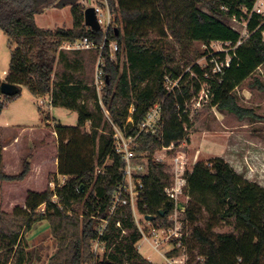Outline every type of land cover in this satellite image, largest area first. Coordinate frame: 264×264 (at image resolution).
Masks as SVG:
<instances>
[{
	"label": "trees",
	"instance_id": "1",
	"mask_svg": "<svg viewBox=\"0 0 264 264\" xmlns=\"http://www.w3.org/2000/svg\"><path fill=\"white\" fill-rule=\"evenodd\" d=\"M255 2L109 0V5L116 10L118 25L109 32V42L118 43L119 49L117 61L110 58L109 42L103 50L104 108L111 114L112 123L129 137L138 134L149 110L162 104L160 131L139 135L133 161L146 168L145 199L139 205V212L155 217L156 226L173 225L169 217L175 205L165 193L171 184L167 165L157 162L153 156L158 150L170 147H173L170 154H177L193 125V100L202 87H208L209 105L219 112L235 115L240 120L255 117L239 104L235 94L264 66V19L253 12ZM67 7L73 20L71 29L45 30L37 26V15L50 8ZM85 8L86 0H0V30L13 46L9 74L4 82L0 81V95L6 102H12L21 96L22 87H27L38 99L49 97L53 108L78 113L77 125L73 127L53 118V132L59 146L57 173L65 180L64 185L60 186L57 176L50 177L49 183H56L55 190L48 187L42 192L29 191L24 206H16L11 213L2 210L0 204V264L28 263L25 236L35 223L43 220L50 224L52 235L58 241V252L49 264H93L92 245L103 220H110L103 236L110 253L98 264H153L137 249L142 234L132 208L119 206L110 216L125 163L114 152L113 129L94 87L72 83L66 78L55 81L60 62L71 67L79 61L68 63L61 50L63 44L85 38L97 46L103 43L102 31L86 27ZM232 20L247 23L250 36L240 46L237 44L241 36L232 28ZM170 39L183 47L193 43L206 47L213 42L230 43L235 50L229 53L208 50L196 57L186 56L183 64L190 71L185 72L181 66L166 67L172 61ZM93 52L97 58L99 51ZM203 57L208 62L205 68L197 63ZM227 57L231 62L224 74L214 73L211 61L221 63ZM168 80L178 82L172 91L168 89ZM3 83L16 86L19 92L5 96L1 91ZM257 85L260 86L258 82ZM91 93L96 100L93 109L85 99ZM5 106V102L0 104V114ZM131 107L134 108L133 124L126 126ZM104 118L106 126H102ZM45 119L49 122V117ZM107 126H111L108 133ZM4 151L0 139V192L3 184L24 183L32 172L31 159H27L20 174H8L4 169ZM187 179L184 217L191 229L183 239L187 264H264V188L242 178L222 158L196 163ZM223 223H232L234 231L216 232ZM173 243L176 245L177 241ZM182 252L183 249H175L167 256L176 257Z\"/></svg>",
	"mask_w": 264,
	"mask_h": 264
},
{
	"label": "rangeland",
	"instance_id": "2",
	"mask_svg": "<svg viewBox=\"0 0 264 264\" xmlns=\"http://www.w3.org/2000/svg\"><path fill=\"white\" fill-rule=\"evenodd\" d=\"M88 0H86L87 3ZM264 1V0H263ZM87 7L89 8L87 3ZM72 15L70 8L55 9L50 8L44 13L36 16V24L41 29L57 28L69 29L72 27ZM245 20H232L231 26L237 31L242 41H246L250 36ZM169 45L172 52V61L166 65L168 68L181 66L185 72L190 71V67H184L186 56L196 57L206 51L213 53L235 50L230 43L213 42L210 46L199 43L183 44L170 39ZM13 46L8 37L0 30V81L4 82L10 70L11 50ZM69 53V56H73ZM230 58V57H229ZM83 67L80 70L82 79L89 86H93L96 53L83 57ZM202 68L207 67L206 57L197 62ZM61 66L58 67V70ZM257 82L260 84L257 85ZM178 82L169 80L167 85L173 89ZM145 86V85H144ZM206 90V88H205ZM207 92L202 94L205 99L202 107L192 116L193 125L187 131V139L179 147L178 152L184 153L188 162L187 170L192 172L196 163L208 161L213 158H222L228 162L234 170L245 180L256 183L264 188V66L260 67L254 76L240 86L235 94L239 99V104L250 110L255 117L245 120L238 119L235 115L221 113L216 108L209 105ZM86 102L90 109L94 108L96 100L94 94L86 96ZM44 101L45 104L41 105ZM6 104L0 114V138L5 146L8 174L18 175L23 169V163L27 159H32V172L24 183L3 184L0 192V204L2 210L11 213L16 206H24L28 192L45 191L50 187V177L57 176L60 181L63 178L58 176V140L54 134L53 118L64 126H76L78 113L64 108H50L48 100L36 99L27 87H22L21 96L12 102H6L0 95V104ZM42 109V110H41ZM45 115L43 114L44 112ZM49 117V122L46 121ZM51 124V125H48ZM106 120L102 126H106ZM111 127V126H110ZM110 127L105 128V132L110 131ZM103 127H101L102 130ZM25 129V130H24ZM89 130V125H87ZM100 130V131H101ZM14 132L19 134L24 140H18L17 151H14ZM16 152V153H15ZM16 154V156H14ZM48 158L45 167H40L41 157ZM156 153L154 156L156 157ZM5 160V159H4ZM5 163V162H4ZM180 202L187 204L188 198L182 196ZM183 218V216H181ZM141 225L150 234L148 221H144L139 216ZM191 231L190 225L187 227ZM234 228L232 223H223L216 229L218 233H230ZM27 243V264H49L50 259L58 252V241L52 235L50 224L46 221L35 223L31 231L26 234ZM140 253L153 264H164L165 260L154 252L145 241L140 242ZM171 246H165L161 253L171 250Z\"/></svg>",
	"mask_w": 264,
	"mask_h": 264
},
{
	"label": "built area",
	"instance_id": "3",
	"mask_svg": "<svg viewBox=\"0 0 264 264\" xmlns=\"http://www.w3.org/2000/svg\"><path fill=\"white\" fill-rule=\"evenodd\" d=\"M88 6L93 7L95 9L96 18L98 25H100V31L104 33V39L101 46H97L95 43L90 42L87 38L85 40L76 41L74 43H65L61 47V50L68 52H80V51H99L97 56V63L95 69L94 83L93 87L98 96V101L100 106L103 108L104 115L106 119L110 122L113 129V140H114V152L121 156L124 163L125 169L122 174V181L119 184L117 191L113 197V203L110 210V216L115 212V210L119 206H130L133 210V217L135 223L142 234V239L137 244V249L140 252L141 246L140 242L145 241L150 248L159 254L164 260V264H187L188 256L185 252V248L183 246V239L188 237L190 231L187 230L189 222L185 220L184 214L177 209V204L180 202V198L182 196L185 197V189L188 184L187 176L191 172L187 170L188 162L185 158L184 153L177 152L176 155H171L170 151L173 150V147L170 148H162L158 150L156 153L158 154L154 159L157 162L165 163L167 165V174L171 177V184L165 188V193L167 198L171 203L175 205V210L172 216L169 217V221L173 223L172 226L166 228L163 225H154L153 222L148 221L150 226V234L147 233V230L144 229L141 225V221L139 220V216L143 217L144 221L146 216H143L139 212V205L142 201H144V171L146 168L142 165H135L133 161L136 158L135 146L137 143V139L142 133H152L160 131L161 122H162V104L154 105L148 112L147 116L144 118L141 126L139 127V131L137 135L127 137L121 129L115 126L111 119L110 113L104 108L102 103V93L105 88V77H104V61H103V50L105 46L109 42V32L111 30H116L117 28V13L115 8H112L109 5V0H88ZM87 3L86 8L87 9ZM253 12L262 16L264 19V1L256 0L254 4ZM92 30L91 28H89ZM244 41L240 40L237 46H240ZM108 49L110 52V58L113 61H117V52H118V43L110 41L108 44ZM123 61V58H122ZM214 64L213 72L217 74H224V70L226 67L230 66L231 59L227 57L225 62H217L215 59L211 61ZM169 81V80H168ZM206 88V90H205ZM169 90L170 89L168 87ZM206 94V98L209 99V91L207 86H203L201 92L195 96L193 100V106L191 110V117L196 114L195 112L199 110L203 102H205L202 94ZM48 105L51 108V102L48 101ZM45 102L42 101L41 105H44ZM129 115L126 126L129 124H133L134 108L131 107L129 110ZM125 126V127H126ZM155 153V154H156ZM154 154V155H155ZM60 186L64 185L65 180L60 181ZM56 183H51V189L55 190ZM54 202L57 200V197L54 196L52 199ZM44 211V207L41 209ZM183 216V218L181 217ZM110 220H103L102 224L98 227L97 233L98 238L93 242L92 252L94 256V263L98 264L104 259L108 258L110 251L107 250L105 243L103 242V236L105 233L106 226ZM118 227H121L120 223H117ZM123 234H127L126 231H123ZM176 240L177 244L175 245L173 241ZM170 245L172 248L165 253H161L162 249ZM175 249H183L181 255L176 257H168L167 253L175 250Z\"/></svg>",
	"mask_w": 264,
	"mask_h": 264
},
{
	"label": "crops",
	"instance_id": "4",
	"mask_svg": "<svg viewBox=\"0 0 264 264\" xmlns=\"http://www.w3.org/2000/svg\"><path fill=\"white\" fill-rule=\"evenodd\" d=\"M72 25H73V23H72ZM71 28H69V29H71ZM45 30H52V29H45ZM62 51H63L64 56H66L67 61H69L68 63L71 62L73 64L76 61L75 59H78L79 61L76 62V64L74 63V65L71 66V67L66 66L65 65L66 62H60L57 65V67H56V78H55V81H62V80H65V78H66L68 80H71L72 83L82 82L84 85H88V84H86L84 82V80L82 79L81 74H80V70L82 69L83 63H84L83 62L84 60H82V58L85 57V56H87V55H92V54L94 55V52L93 51H80V53H77V52H68V51H64V50H62ZM69 53H73L72 54L73 56L72 57L69 56L68 55ZM96 60H97V58H96ZM97 61H96V63H97ZM59 66H61V69L60 70H58V67ZM34 98H36V97H34ZM36 99H38V98H36ZM45 99L48 100V101H50V98L49 97L44 98L43 100H45ZM51 108H53V107H51ZM11 137H13V144H11L10 147H13L14 148V151H17V149L19 148V145L16 144V143H18L20 140H24L25 138H22L16 132H14V135L11 136ZM0 138H2V137L0 136ZM17 140H18V142H16ZM14 156H16V154H14ZM41 158L42 159L39 161V163L41 165L40 167H45L44 164H46V161H47L48 158L46 157V155L43 156V157H41ZM4 159H5L4 162L6 164V154L4 155ZM31 161H32V159H31ZM8 165L9 164H6L5 165V169L6 170L8 168Z\"/></svg>",
	"mask_w": 264,
	"mask_h": 264
},
{
	"label": "water",
	"instance_id": "5",
	"mask_svg": "<svg viewBox=\"0 0 264 264\" xmlns=\"http://www.w3.org/2000/svg\"><path fill=\"white\" fill-rule=\"evenodd\" d=\"M84 19H85L86 27L91 28L92 30H95V31L100 30V27H99L100 25H98L95 9L93 7H89L85 9ZM1 91L5 96H13L19 92V89L16 86L3 83L1 86ZM177 209L184 214L186 212V204L179 202L177 204ZM160 214L163 216L164 211H161ZM145 219L147 221L153 222L155 220V217L146 216Z\"/></svg>",
	"mask_w": 264,
	"mask_h": 264
}]
</instances>
